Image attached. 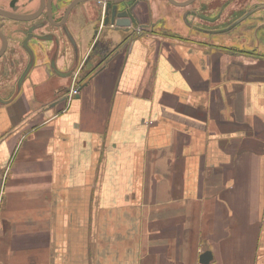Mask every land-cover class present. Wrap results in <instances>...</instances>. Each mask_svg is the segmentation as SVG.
Masks as SVG:
<instances>
[{"label": "crops", "instance_id": "obj_1", "mask_svg": "<svg viewBox=\"0 0 264 264\" xmlns=\"http://www.w3.org/2000/svg\"><path fill=\"white\" fill-rule=\"evenodd\" d=\"M165 10L71 99L0 103V264H264V65Z\"/></svg>", "mask_w": 264, "mask_h": 264}, {"label": "water", "instance_id": "obj_2", "mask_svg": "<svg viewBox=\"0 0 264 264\" xmlns=\"http://www.w3.org/2000/svg\"><path fill=\"white\" fill-rule=\"evenodd\" d=\"M143 1L134 0L129 4L128 0H42L41 2L13 0L6 4L9 5V8L0 7V21L3 22V28H0V103H12L22 93L28 81L31 87L34 85L32 83L34 73L39 74L46 71L50 77L70 79V83H59L56 87L53 86L55 96L58 94L60 97L65 94L63 99H57L53 105L66 100L72 87L74 72L80 70L78 79L79 82H82L85 77V64L96 56V52L93 50L85 58L84 64L80 66L82 47L87 39L88 31H93V26L99 27L98 30L93 31L91 40L97 38L98 34V38L102 42L114 46V48L130 43L133 37L140 34L136 31L139 27L138 24L147 18L144 7V2L147 0ZM168 1L180 9V22L184 25L186 22H189V25L194 23L198 32L211 34V28H223L219 30L220 32L213 34V37L226 35L237 39L242 35V32H247L248 20L253 19L262 23L259 26V31L264 29V0H259L261 6L248 13L251 16L245 15L242 19L237 20L235 18L238 13L235 12L232 13L234 14L232 17L225 13H217L218 15L214 16L215 12L210 14L201 8L191 7L190 9L196 0ZM219 1L216 0L215 4L218 5ZM253 1L256 2V0H248L249 9ZM98 3L106 4L108 20L103 21L102 24L101 21L96 23L91 21L94 19L93 7ZM241 3V6H244L246 0ZM189 9L190 11H188ZM147 11H150V15L153 13L152 0L148 2ZM82 12H85V16L89 20L87 27L79 25L80 17L78 18V16ZM173 16L175 20H178V15L174 14ZM157 23L159 22L157 21ZM163 23L166 25V21L163 20ZM103 24L112 27L109 30L107 27L104 28ZM227 25L232 28L237 25L242 27L233 33V30L226 31ZM76 28L81 29L82 35L79 33V37L76 35ZM162 28L161 31L165 32V27ZM220 38L217 40L219 41ZM95 62L94 67L101 66V62L96 60ZM30 84L28 85L30 86ZM213 258L212 251L207 250L201 254L200 262L209 264Z\"/></svg>", "mask_w": 264, "mask_h": 264}, {"label": "flooded vegetation", "instance_id": "obj_3", "mask_svg": "<svg viewBox=\"0 0 264 264\" xmlns=\"http://www.w3.org/2000/svg\"><path fill=\"white\" fill-rule=\"evenodd\" d=\"M12 1L13 0H10V1L0 0V7L9 8V5H6V4L11 3ZM37 1L41 2L42 0H37ZM133 1L134 0H128V3L131 4ZM179 1H186V0H179ZM215 1L216 0H196L194 3H192V5L190 6V9H191V7L199 8V9L201 8V9H204L205 12H210V14H211V12H215L214 16H216L218 14L225 13L226 15H231L230 17H232L234 15L232 13L235 12V13H238L236 15V18H235V20H237V19H242L245 15L251 16V14L249 15L248 13H250L251 10H254V8H258L261 6V2H259V0H256V2L253 1L252 4H250L251 5L250 9L248 8L249 7L248 6L249 5L248 0H246V4L244 6H241L242 5L241 2L243 0H220L218 5L215 4ZM148 2H149V0H147V2H144L145 3L144 7H145V10L147 12V18L146 19L144 18L145 20L141 21L138 24L139 27H138V30H136L140 34L143 32H145V33L147 32L149 34L154 33L158 29H160L159 31H161V27L157 26V24H159V23H157V21H153L151 18V15H150V11H147ZM158 3H160L162 5V8L159 5L160 10H158V11L160 13H163V12L167 13L168 12V10L167 11L165 10V5L167 3L171 7L177 9L178 12H176V13H178L177 15L179 16L180 9L173 6L168 0H155V4H158ZM190 9L188 11H190ZM93 13H94V19L91 20V21H93V23H96L97 21H99V22L101 21V24H102L103 21L108 20V17L106 15V4H103V3L102 4H99V3L95 4L93 7ZM83 17L84 18L86 17L85 12H82L79 20L81 21L83 19ZM177 18H178L177 21L180 22L179 19L181 17L179 16ZM163 20L166 21L165 18H163ZM2 23L3 22L0 21V28H3ZM70 23H71V20H70ZM248 23L249 24H248L247 28H249V29L246 28L247 32H242V35L239 36L237 39L230 38L229 36H226V35H220V36H218V38L219 37H223V38H220L219 41L213 42L211 40L209 42L208 41H206V42L210 43L212 46H214V48L217 47V48L226 50L227 52L235 54V55H237V54H244V55L248 54V55H256L257 56L258 55V52L256 51L257 48L252 47V46L249 47V44H251V42H253V40H256L259 37V33H260L259 26L262 23H261V21H255L254 19L248 20ZM161 24H163V22H161ZM161 24H159V25H161ZM189 24H190L189 22L185 23V25L187 27H190L191 29L196 31V28H195L196 26L194 25V23H191V25H189ZM242 24H243V22H242ZM228 25H230V24H228ZM228 25L226 26V31L231 32V30H233V33L237 32L238 29H240L242 27L241 25H237L234 28H232L231 26H228ZM103 27L104 28L107 27L110 30L111 29L110 27H112V26H104V24H103ZM98 29H99V27L93 26V31H96ZM222 29L223 28H211L210 29L211 34H209V33H207V34L204 33V34L213 38L212 35L216 34L219 30H222ZM198 33H201V32H198ZM218 34H222V33H218ZM178 35L182 36V34H178ZM98 37L99 36L97 34V38ZM97 38H95L96 40L93 38V40H91V42H90L91 49H90L89 53H91L94 50V52H96V56L94 58L92 57V59H90L89 62H93L94 60H96L97 62H101L100 65H103V64H106L113 57V55L116 53V50L118 47L114 48V46L106 45L99 38L98 39ZM83 64H84V62L81 65H83Z\"/></svg>", "mask_w": 264, "mask_h": 264}, {"label": "rangeland", "instance_id": "obj_4", "mask_svg": "<svg viewBox=\"0 0 264 264\" xmlns=\"http://www.w3.org/2000/svg\"><path fill=\"white\" fill-rule=\"evenodd\" d=\"M159 5L162 8V5L160 3L155 4L154 0H152L153 10L155 9V7H156V10H160ZM160 26L166 27V28L169 27L168 25H165L164 23L161 24ZM215 39H219V38H215ZM251 46L257 48V50H256L258 52L257 56L260 58L261 64L264 65V29H261V31L259 33V37L256 40H253V42H251V44H249V47H251ZM87 66L89 67V64Z\"/></svg>", "mask_w": 264, "mask_h": 264}, {"label": "built area", "instance_id": "obj_5", "mask_svg": "<svg viewBox=\"0 0 264 264\" xmlns=\"http://www.w3.org/2000/svg\"><path fill=\"white\" fill-rule=\"evenodd\" d=\"M79 71L80 70L74 72V75L72 77V87L67 94L68 99H71L73 96L79 94Z\"/></svg>", "mask_w": 264, "mask_h": 264}, {"label": "trees", "instance_id": "obj_6", "mask_svg": "<svg viewBox=\"0 0 264 264\" xmlns=\"http://www.w3.org/2000/svg\"><path fill=\"white\" fill-rule=\"evenodd\" d=\"M89 64V67L87 66ZM96 64L95 60L93 62H89L87 64H85V68H84V79L83 81L89 79L98 69L100 66L94 67Z\"/></svg>", "mask_w": 264, "mask_h": 264}]
</instances>
